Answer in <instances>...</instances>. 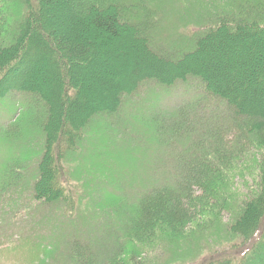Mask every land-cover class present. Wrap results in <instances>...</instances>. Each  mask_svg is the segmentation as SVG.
Instances as JSON below:
<instances>
[{
  "label": "trees",
  "instance_id": "16d2710c",
  "mask_svg": "<svg viewBox=\"0 0 264 264\" xmlns=\"http://www.w3.org/2000/svg\"><path fill=\"white\" fill-rule=\"evenodd\" d=\"M165 1L176 0H36L34 9H38L39 16L32 15L35 23L29 20L30 10L15 22L16 26L12 24L6 30L2 26H7V21L1 18L0 98L21 92L46 105V110L37 116L43 127V147L33 182L36 200L54 203L68 199L66 184L59 183L67 171L58 170L55 155L62 151L60 159L64 163L71 160L70 152L88 120L101 111H117L123 97L148 81L171 86L185 82L189 76L197 78L206 94L223 100L238 116V129L254 132L258 146L264 150V44L262 39H253L257 33H264V10H245L244 4L237 5V0H232L235 11L226 4L230 12L217 9L205 18L211 20L196 21L192 39L178 42L182 47L161 50L163 44L157 40L160 33H156L167 28L154 22L157 9L165 11ZM180 35L174 32L171 38ZM111 44L121 45V51L116 54L107 50ZM243 44L247 49L241 52ZM113 58L122 60V64L111 65ZM54 71L60 76L57 83L47 79ZM96 74L101 80L97 90L91 86ZM156 108L146 125L151 126L161 151L172 157L174 149L179 151V157L173 162L153 163L162 165H158V173L154 172L144 186L127 183V189L133 184L138 187L134 201L128 203L121 198L125 202L119 204L126 217L118 234L125 235L123 246L131 247L129 258H123L121 244L110 239L106 245L101 243L85 253L81 259L84 264H140L144 251L139 252V244L158 240L156 246L162 244L164 248L167 242L186 239L200 231L195 198L199 200L201 192L202 198L206 194L214 196L216 187L212 182L222 177L225 160L235 152L228 155L212 147L217 146L216 137L221 138L217 135L221 129L196 118L193 111L197 107L188 106L186 110L187 106L182 104L165 114L160 106ZM201 143H209L211 148L205 149ZM108 190L112 196L113 190L118 191L111 186ZM258 190L240 205L230 224L233 232L247 229L242 244L209 255L200 253L195 257H199L197 264H256L263 260L259 245L264 237V185ZM206 213L202 211L203 216L209 215ZM260 231L259 240L255 241ZM252 241L256 244L252 245ZM247 243H251L250 247ZM257 257L258 261L253 262Z\"/></svg>",
  "mask_w": 264,
  "mask_h": 264
},
{
  "label": "rangeland",
  "instance_id": "374dc122",
  "mask_svg": "<svg viewBox=\"0 0 264 264\" xmlns=\"http://www.w3.org/2000/svg\"><path fill=\"white\" fill-rule=\"evenodd\" d=\"M238 2L244 4L245 10H264V0H237V5ZM226 4L233 11L236 10L232 0L165 1V11L164 8H158L155 13L157 22L154 23L158 26L163 23V27L167 28L159 29L156 33H160L157 40L159 44H163L159 49L182 47L178 42L192 39L196 21L211 20L205 18L217 9L230 12L225 8ZM34 7L36 0H0V22L1 18L7 21V26L3 23V29L6 30L12 24V27L16 26L15 22L23 18L28 10L29 20L35 23L32 15L36 13L39 16V11ZM179 9H182L180 13ZM174 32L182 35L171 38ZM253 39H262L264 44V33H257ZM246 46L241 45V52L247 49ZM106 49L117 54L121 51V45L111 44ZM113 59L111 65L122 64V60ZM122 69L125 71V68ZM99 77L98 74L94 77L91 85L93 89L97 90L100 85ZM59 78L54 71L47 79L57 83ZM201 85L200 80L191 76L185 82L178 81L171 86L148 81L133 94L125 99L123 97V104L117 111H101L100 114L93 115L77 136V144L70 152L71 160L64 163L60 159L62 151L55 155L58 170L67 171V176L63 177L62 174L59 183L66 184V187L63 186L65 190L68 189L69 197L54 203H42L33 194L37 162L43 147V127L37 122V116L46 110V105L43 106L42 100H36L30 94L21 92H12L1 97L0 264H84L81 259L85 253L101 243L106 245L110 239L121 244L123 258L128 259L131 247H124L125 235L121 232L118 234L121 221L126 217L119 204L125 202L123 199L128 203L134 201L138 194V187L134 184L142 187L152 174L154 176L158 173L156 171L162 163L159 162V166L153 163L173 162L179 157V151L175 152L174 149L171 151L172 157L168 156V152L161 151L155 144L156 137L151 132V126L146 123L157 110V106L165 114L168 109H176L182 104L187 106L186 110L188 106L197 107L193 111L196 118L208 122L210 127L216 125L221 129L217 134L221 138L216 137L217 146H212L213 148L218 147L219 151L222 150L228 155L235 153L233 157L225 160L222 177L212 182L216 187H212L214 196L206 194L202 198L201 192L199 200L195 198L198 203L196 213L197 218L200 217V231L186 239L167 242L164 248L162 244L156 246L158 240L139 244V252L144 251L141 254L144 261L140 264H197L199 257H195L200 253L209 255L228 247L240 246L248 231L245 229L243 232H233L230 224L240 205L264 185V150L258 146L254 132L252 134L238 129L239 125L235 124L238 116L230 111L226 103L206 94ZM106 97H111L109 91ZM123 101H126L125 104ZM61 111L64 112L62 108ZM209 143H201V146L209 149ZM67 147L72 148L66 145ZM103 165L105 169L101 168ZM127 183H134L129 190ZM109 186L119 192L113 190L111 193L115 195H109ZM199 192L197 190L196 194ZM221 203L225 206L220 205ZM203 210L209 215L203 216ZM261 233L260 231L255 241L259 240ZM255 241H252V245ZM260 243L263 260L256 264H264V237L260 239ZM247 244L250 247L251 243ZM233 257L236 260L239 258L234 255ZM258 259L259 257L255 258L253 262ZM190 260L193 261L187 262Z\"/></svg>",
  "mask_w": 264,
  "mask_h": 264
}]
</instances>
